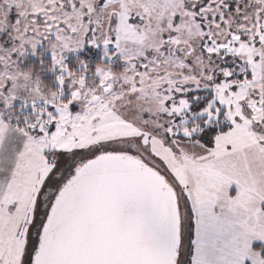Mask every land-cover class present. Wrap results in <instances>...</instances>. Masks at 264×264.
Here are the masks:
<instances>
[{"label": "snow or ice", "instance_id": "snow-or-ice-1", "mask_svg": "<svg viewBox=\"0 0 264 264\" xmlns=\"http://www.w3.org/2000/svg\"><path fill=\"white\" fill-rule=\"evenodd\" d=\"M0 264H264V0H0Z\"/></svg>", "mask_w": 264, "mask_h": 264}]
</instances>
